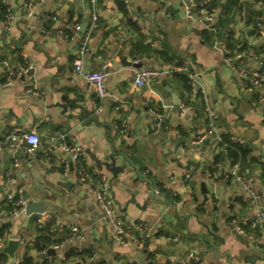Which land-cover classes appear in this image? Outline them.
Here are the masks:
<instances>
[{"label":"crops","instance_id":"0c3cea01","mask_svg":"<svg viewBox=\"0 0 264 264\" xmlns=\"http://www.w3.org/2000/svg\"><path fill=\"white\" fill-rule=\"evenodd\" d=\"M131 1L145 21L143 28L132 21L121 0H6L4 4L15 18L7 33L3 10L0 15L2 79L9 67L20 68L26 59L31 69L15 76L11 86L0 82V136L12 129L32 130L42 141L27 158L24 148L0 153V224L8 225L0 247L10 238L21 241L15 259L4 253L0 264H29L27 258L33 264L86 260L88 264H196V255L202 264H264V228L253 241L238 230V226L249 230L253 203L239 184L222 174L226 167L218 178L211 175L214 164L229 156L219 148L216 134L207 133L205 110L209 98L219 114L217 133L245 139L248 152L239 159L242 172L259 190L264 207V103H258V92L244 88L224 60L214 43L212 23L183 15L182 0ZM207 4L217 11L219 39L232 52L248 48L252 54L245 66L264 72V35L258 28L264 20V0H207ZM92 12L99 20L85 66L92 71L108 65L105 98L74 69ZM137 59L154 66L188 61L200 85L189 91L184 77L177 74L158 82V94L150 97L148 88L133 84L129 68ZM34 80L40 94L26 92ZM158 115L163 117L159 130L154 124ZM122 122L128 124L124 137L115 128ZM55 130L70 133L82 144L91 170L108 174L126 221L149 222L154 233L144 238L143 247L116 241L77 176L64 173L67 155L47 139ZM48 155L53 156L55 169L47 162ZM94 156L108 162L114 156L121 167L127 159V164L114 175L106 166L100 168ZM189 171L192 176L186 179ZM152 186L163 190L152 197ZM19 191L28 202L44 201L45 212L14 210L5 196ZM132 195L137 202H129ZM47 215L79 222L83 238L68 239L55 254H38L34 242L47 226L36 218ZM147 254L148 263L143 259Z\"/></svg>","mask_w":264,"mask_h":264},{"label":"built area","instance_id":"2783aa9c","mask_svg":"<svg viewBox=\"0 0 264 264\" xmlns=\"http://www.w3.org/2000/svg\"><path fill=\"white\" fill-rule=\"evenodd\" d=\"M124 4V8L131 13L132 21L138 27H145L144 19L135 11V7L131 0H121ZM4 5L6 0H0ZM182 13L188 18H194L196 20L212 23L211 29L216 33L214 43L222 50L224 54V60L231 66L233 71L238 74V78L241 80L245 89L249 91H256L259 94L258 103H264V72L258 67H246V59H248L252 52L248 48H237L234 52L230 51L225 40L219 39V32L222 30L221 26L217 24V11L214 7H209L207 0H182L181 3ZM32 11H28V15H31ZM5 30L7 33L11 32V23L15 18V13L9 7H6L4 13ZM98 13L92 12L89 19V25L81 39L79 48L74 58L75 71L84 76L89 82H91L97 95L101 98H105L109 93L106 86V81L109 78L111 72L108 65L104 64L102 68L84 72L85 64L87 62V56L91 52V41L93 40V32L98 26ZM258 28L260 34L264 35V20L258 22ZM215 24V25H214ZM210 27V25H207ZM76 28H79L78 26ZM229 34V33H228ZM228 34L226 36L228 37ZM6 63V62H5ZM31 69V64L26 59L24 64L20 68L9 67L6 72V76L2 79L0 74V82L5 86H11L14 84V77L18 74L27 73ZM133 84L137 87H146L150 91L149 96L153 97L158 94L155 85L164 79L171 76L180 74L188 78L191 86L190 91L195 92L198 77L192 70L188 61L179 62L175 61L171 65L154 66L151 64H141L140 60H135V64L129 68ZM28 93L40 94L37 81H33L27 87ZM206 113L209 121L208 134H216L215 138L219 143L221 151L228 152L229 143L224 141V135L217 133L216 123L219 118L218 111L213 107L209 98H206ZM99 107L98 110H102ZM157 129L162 128L163 117L158 115L154 122ZM116 130L120 133L121 137H124L128 132V124L126 122L115 123ZM48 142L51 146L61 149L67 155V158L63 164L64 173L68 174L73 172L77 176V182L94 200L96 208L99 212L100 220L104 223L105 227L111 232L116 241L122 244H135L136 246H144V238L149 234L154 233L150 224L146 220H135L128 222L123 216L120 206L117 204L115 196L111 188V180L108 174L103 171L91 170L87 165L86 152L82 144L73 138L70 133L64 130H55L50 132L47 136ZM202 140V139H201ZM233 142L245 145V139L242 137H231ZM41 135L36 131H26L12 129L7 133L0 136V153L4 149L18 151L21 148L26 149L30 153H35L41 145ZM224 162L217 161L214 166V170L211 175L214 178H218L221 168L224 169V175L226 179L237 183L244 191V196L249 198L254 205L255 212L248 221L249 230L246 231L243 226H238V230L247 234L249 239H255L259 236L260 230L264 228V207L261 204L262 195L259 190L252 184V182L245 177L242 172L240 160L233 157H227ZM47 162L53 164V156H47ZM19 162H15V165H19ZM55 166H52V169ZM192 176V172H187L185 178L188 179ZM163 190V186H152L151 193L160 194ZM7 204H10L14 210H25L28 205V200L19 191L17 195L12 192H8L5 196ZM40 225L47 226L46 234H50L53 240L47 247L38 249V254L47 255L50 248L58 249L68 239L83 238L84 233L81 224L77 221H71L59 216H39L36 218ZM253 241V240H252ZM1 246V243H0ZM258 248L261 246L257 245ZM196 264H202L201 258L196 255ZM144 261L148 263L151 258L150 255H144ZM81 264H88L87 260L82 261Z\"/></svg>","mask_w":264,"mask_h":264},{"label":"water","instance_id":"95a60500","mask_svg":"<svg viewBox=\"0 0 264 264\" xmlns=\"http://www.w3.org/2000/svg\"><path fill=\"white\" fill-rule=\"evenodd\" d=\"M83 26H85V24H83ZM89 70V66H85V69H84V72H87ZM200 84H197V86H199ZM175 96V100H176V104H179V100H178V97L177 95L172 92ZM30 155V152H26L24 154V156L27 158L29 157ZM19 156H21V154H19ZM38 158H40L38 156ZM98 166L100 168H102L103 166H106L107 169H109L111 172L114 173V175H117L119 172L123 171L125 169V166L127 164V159L124 160V164L123 166H117L116 165V160H115V157L114 156H111V162H108V161H102L101 159L99 158H96L94 156ZM222 174L224 175V170L222 171ZM65 186L69 187L71 184H68V183H63ZM202 186H203V191L206 192V184L205 182L202 183ZM152 197H154V193H152ZM129 202H137L134 195H132L131 199L129 200ZM128 202V203H129ZM127 203V204H128ZM45 209H46V206H45V202L44 201H29L28 205H27V213L28 214H31V213H34V212H37V213H44L45 212ZM21 241L20 239H17V238H10L7 242V244L3 247H0V252H3V253H6L8 254L11 258L15 259L16 257V251L20 245ZM148 243V240H146V244ZM49 254H55V249L54 248H50L49 249Z\"/></svg>","mask_w":264,"mask_h":264},{"label":"trees","instance_id":"16d2710c","mask_svg":"<svg viewBox=\"0 0 264 264\" xmlns=\"http://www.w3.org/2000/svg\"><path fill=\"white\" fill-rule=\"evenodd\" d=\"M4 9H6L5 7H4V5L0 2V15H2V10H3V17H4ZM231 35L232 34H228V39L230 40V37H231ZM229 46L231 47V48H233L235 45H234V43H232V41L230 40L229 41ZM179 76H180V74H179ZM183 77H184V79H185V83H186V88H187V90H189L190 91V89H191V86H190V84H189V80H188V78L186 77V76H184V75H182ZM224 141H226V142H228L229 143V150H228V152H226L227 154H228V156H230V157H233V158H235V159H240L241 157H245V155L247 154V152H248V147L246 146V145H241V144H239V143H236V142H233L232 140H231V137L232 136H230V135H226V134H224ZM222 154V153H221ZM220 154V155H221ZM223 155V154H222ZM221 155V156H222ZM226 158V157H225ZM8 228V225L7 224H4V223H1L0 224V237H2L3 235H4V233H5V230ZM46 230H44L43 232H41V235L39 236V237H37L36 239H35V242H34V245H35V247L36 248H38V249H41V248H44V247H47L48 245H50L51 244V242L52 241H55V240H53L52 239V237L50 236V234H46V232H45ZM88 252V251H87ZM89 253V255L91 254L90 252H88ZM4 256H6L4 253H2V252H0V259L2 258V257H4ZM151 258V257H150ZM27 262L29 263V264H33V262H32V260L30 259V258H27Z\"/></svg>","mask_w":264,"mask_h":264}]
</instances>
